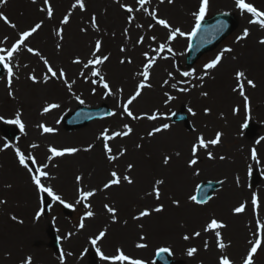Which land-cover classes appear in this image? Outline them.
Masks as SVG:
<instances>
[{
  "label": "rangeland",
  "instance_id": "rangeland-1",
  "mask_svg": "<svg viewBox=\"0 0 264 264\" xmlns=\"http://www.w3.org/2000/svg\"><path fill=\"white\" fill-rule=\"evenodd\" d=\"M84 2L86 11L72 8L75 0H50L54 12L51 20L47 18L44 0L0 2V13L16 25V28H12L0 20V47H10L21 31L42 22V27L29 38L26 45L38 50L54 69L63 68L69 83L75 81L71 92L61 80L53 78L44 83L46 67L43 60L26 50L18 53L13 60L14 64L19 65L14 68L18 79L13 80V96L8 95L6 69L0 78V116L5 118L0 120V201H6L0 203V264H26L29 257L31 264H116L110 259H101L97 248L108 257L122 249L125 255L147 264H156L155 256L160 248H169L178 264H219L221 255H226L234 264H243L251 246L250 241L254 243L257 238L253 235L257 220L264 223V44L260 43L264 40V28L249 23L253 17L237 8L235 0H210L205 18L220 13L231 14L238 25L214 51L204 55L194 66H188L189 39L178 37L174 41H167V30L160 26L149 28L148 25L155 22L142 12L134 11L131 14L134 19L131 24L128 23L129 14L123 11L120 4L135 8V0H120V3L116 0ZM246 2L264 11V0ZM198 4L199 0H173L172 3L151 0L148 7L150 10L156 9L159 17L167 19L174 27L189 32L195 23L192 12L197 10ZM41 8L45 11H41ZM69 12L72 13L69 23L64 25L61 20ZM93 15L99 30L92 26ZM138 24L144 27L138 28ZM60 28L64 30L63 39L57 35ZM85 28L87 32L82 31ZM126 28L127 36L124 35ZM245 28L249 30V36L238 41ZM153 35L155 41L150 39ZM139 36L144 37L143 44L136 43ZM97 40L102 41L101 51L109 55V60L98 67L112 87L113 95L110 97L104 95L99 84L91 82L96 78L91 76L90 69L72 63L76 58L83 62L92 58ZM160 43H165L166 50L159 54L150 69L148 83L151 87L145 88L129 107L134 115L157 113L167 118L132 120L122 113V105L134 94L137 83L143 79L136 75L143 69V53L147 51L150 56L157 55L152 49ZM122 47L126 49L125 52L120 51ZM167 47H171L173 52L169 53ZM225 48H231L232 52L225 53L221 64L205 75L204 65ZM122 59H131L132 63L121 64ZM193 70L195 77L181 75L184 71ZM82 71L83 77L80 76ZM237 71H243L246 80L251 79L256 84L252 88L245 80L247 105L243 97L233 91ZM169 73L172 75L169 76ZM30 75H35L40 82L33 83L28 79ZM201 76L204 77L202 80L199 79ZM165 80L169 83L165 84ZM173 83L177 84V88L171 87ZM190 84H196V87L187 92L178 91L181 87L190 88ZM120 88L124 89L122 94L117 93ZM166 92L175 97L167 103ZM204 92L207 93L206 97L201 95ZM72 93L79 95L85 103L80 104ZM51 103H57L60 107L43 113V108ZM101 106L109 107L116 115L91 121L72 130L64 126L63 118L78 108ZM189 108L196 115L193 116ZM237 108L239 112L234 111ZM205 109H211L210 113H206ZM17 111L23 114L21 119L25 123V132H21L17 125L5 122L13 119ZM177 115L186 119L175 121ZM125 123L133 128V132L130 136L107 141L112 154L118 156L116 161L110 162L103 147L104 141L98 137L104 129H109L110 133L123 131ZM164 123L171 125L169 130L155 136L148 135L154 127ZM248 123L257 125L252 137L246 133L245 125ZM39 124L52 127L56 132L45 134L37 127ZM7 126L18 130L16 140L4 137L2 132ZM218 132L222 133L220 142L200 149L197 153L198 164L189 168L187 161L191 158V147L197 137L202 135L207 141L214 139ZM5 144L10 147L5 149ZM32 144L38 147L32 148ZM90 145L91 151H83ZM17 147L26 157L35 156L38 165L48 162L50 147L81 149L75 155L52 159L46 169L51 178L42 180L66 203L73 205L72 208L67 207L72 215L64 212V205L39 192L31 181L29 185L22 184L29 172L19 173L15 170V167L19 168L15 154ZM125 149L126 153L119 156V152ZM252 149H256V159L252 158ZM208 152L212 153V159L208 158ZM165 156L171 157L168 165L162 163ZM130 163L133 168L128 171L127 165ZM29 167L35 166L29 163ZM111 171L121 175V184L104 189ZM253 173L261 177L254 186L251 185ZM77 175L84 177L79 184L75 179ZM124 175L130 176L133 183L123 181ZM158 179H163L164 184L159 186L161 198L156 200L149 193ZM211 181L220 185L211 200L200 205L189 199L196 194L200 184ZM79 188L93 189L96 194L88 201L76 204ZM34 192L40 195L36 198ZM31 194L36 199H31ZM254 196L257 205L252 204ZM173 200H179V206ZM86 203L91 204V209L83 206ZM241 203L246 205V210L236 214L233 210ZM105 204L117 210L115 220L107 212ZM161 204L164 211H153ZM144 209L149 210L151 215L134 219ZM87 211H92L93 217H86ZM212 218L227 225L219 229L223 242L228 245L223 252L217 247L214 234L204 231L205 224ZM81 221L85 225L83 229L79 226ZM101 231L106 235L93 245L91 241ZM197 231L201 233L199 237L194 235ZM52 234L59 238L58 250L51 247ZM184 235L190 239L184 240ZM128 237L130 245L126 249L124 242ZM141 237L146 239L141 240ZM21 238L27 239L24 242ZM140 243L147 244V247H136ZM191 247L196 248L197 252L189 257L187 250ZM253 260L254 264H264V245Z\"/></svg>",
  "mask_w": 264,
  "mask_h": 264
},
{
  "label": "snow or ice",
  "instance_id": "snow-or-ice-1",
  "mask_svg": "<svg viewBox=\"0 0 264 264\" xmlns=\"http://www.w3.org/2000/svg\"><path fill=\"white\" fill-rule=\"evenodd\" d=\"M0 2H5L6 0H0ZM33 2H35V0H33ZM117 3H120V0H116ZM165 0H160V3H164ZM168 3H172L173 0H167ZM44 4L46 5V14H47V18L49 20H51L53 18L54 12H53V7L52 4L50 3V0H44ZM135 5L136 7L134 8L132 5H128V4H120V7L123 9L124 12L128 13V23L131 24L132 20L134 19V17L131 15L134 11L135 12H142L143 14H146L147 16L151 17V19L155 22L154 24H149L148 27L152 28L155 26H160L163 29L167 30L168 35L166 37L167 41H174L176 40L178 37H185L189 40L197 37V35L201 32L202 27H203V23L205 20V16L206 13L210 7V0H199V4H198V8L196 11L192 12V16L194 17L195 23L194 26L192 27V29L189 32H185L183 31L180 27H174L167 19L164 18H160L158 15V11L154 8H152L150 10V6L151 5V0H135ZM235 5L237 8L241 9L244 12L250 13L251 16L253 17V19L249 20V23L251 24H258L261 28H264V11H260L257 8H255L252 4L247 3L246 0H235ZM72 8H79L81 11H86V6H85V2L84 0H75V3L72 4ZM41 11H45L44 8L40 9ZM71 12H69L68 14H66L63 19L61 20V23L64 25H67L69 23V17L71 16ZM0 20H3V22L5 24H8L10 27L12 28H16V25L13 24L7 16H5L3 13H0ZM91 23L93 28H96L97 30H99V26L97 23V19L96 17L93 15L91 17ZM42 27V22L41 23H36L34 26L30 27L28 30L25 31H21L18 34V38L16 39V41L8 48L5 47H0V66H3L6 70H7V88L9 89L8 95L9 96H13V92L11 91L12 86H13V80L18 79V77L15 76L14 73V68L19 67L18 64H14L13 60L14 57L20 53L23 50H26L28 53H31L34 56L40 57L43 60V63L46 67V72L43 75V82L47 83L50 79H58L61 80L67 87L68 91L71 92L72 91V87L73 84L75 83V81H72L71 83H69L68 81V77L66 72L64 71L63 68L60 69H54L53 66L51 65V63L48 61V59L44 58L42 56V54L38 51V50H34L32 47H28L26 45V42L29 40L30 37H32L40 28ZM138 28H143L144 25L138 24L137 25ZM217 31L222 30L224 25L223 23H218L217 24ZM63 28L58 29L57 31V35L63 39ZM82 31L87 32V29H82ZM128 34V29L126 28L124 30V35L127 36ZM249 30L247 28L244 29L243 31V35L238 37L237 40H241V39H245L249 36ZM130 38V37H129ZM150 39L152 41L156 40V37L153 35L150 37ZM137 44H143L144 43V37L143 36H139L137 41ZM261 44H264V40L260 41ZM57 47H59V45H57ZM189 47H191V45H189ZM102 41L97 40L94 44V50L91 53V57L90 59H88L86 62L81 61L79 58H76L72 61L73 64H77V65H81L83 66L84 69H90L91 72V76L95 77L96 79L92 80L91 82L93 84H99L102 89L104 90V95L106 97H110L113 95V90L112 87L110 86L109 82L105 79L104 75L101 74V70L100 67L103 65L105 62H107L109 60V55L104 54L102 51ZM166 50V45L165 43H160L159 46L157 48L152 49V51L154 53H156L157 55L155 56H150L149 53L147 51H145L143 53V56L145 58V62L143 64V69L142 71H139L136 73L137 76L142 77L143 79L140 80L135 88V92L133 95H131L127 101L125 103H123L122 105V113L124 115H126L127 117L131 118L132 120H140V119H148V120H152L155 121L157 119H161V118H167V117H163L157 113H153L152 115H147V116H139V115H134L133 112L130 110V105L133 104V102L141 96L142 91L145 88H150L151 84L148 83V81L151 78V73H150V69L153 68V66L156 63V60L159 56L160 53H163ZM121 52H125L126 49L125 48H121L120 49ZM167 51L169 53L173 52V49L171 47H167ZM232 52L231 48H225L223 49L214 59H212L211 61H209L208 63H206L204 65V74L207 75L209 70L212 69H216L218 65L221 64L222 60L224 59V55L225 53H230ZM166 58V57H164ZM121 64L124 63H128L131 64L132 60L131 59H127V60H121L120 61ZM172 74L169 73V76H171ZM181 75L183 77H195V70L189 72V71H184L181 73ZM80 76H84V72L82 71L80 73ZM204 77L201 76L199 77V79H203ZM28 79H30L33 83H39L40 81L37 80V77L35 75H30L28 77ZM235 79H236V86L233 88L234 92H238V94L240 96L243 97L245 104L247 105L249 103L248 101V97L245 95L244 92V88H245V80H246V76L245 73L243 71H237L235 73ZM165 84H168L169 82L167 80L164 81ZM180 83H190L188 81H181ZM246 83L248 86L255 88L256 84L253 80L251 79H247ZM172 88H177V84L173 83L171 84ZM196 84H190V88H185V87H181L178 89V91L180 92H187L190 91L191 88H195ZM124 91L123 88L117 89V93L118 94H122ZM95 92V89H93V93ZM72 95L74 96V98L80 103V104H84L85 101L79 96V95H75V93H72ZM201 95L203 96H207V93H201ZM165 96L167 97L165 103H167L168 101L174 99L175 97L169 95L167 92L165 93ZM60 105L57 103H51L48 104L47 106H45L43 108V113H48L53 109H57L59 108ZM189 112L192 113V115H196V113L193 111L192 108L188 109ZM211 109H205L206 113H210ZM235 112H239V109H234ZM22 112L17 111L15 113V117L13 119H9L6 120V123L9 124H14L17 125L20 129L21 132H25V123L23 122V120L21 119L22 117ZM110 115H116L115 112L110 113ZM0 120H5V118L3 116H0ZM38 128H40L42 130L43 133L45 134H51V133H55L56 129L49 127L45 124H39L37 125ZM171 127L170 124L168 123H164L158 127H154L149 133V136H155L157 133H161L164 132L166 130H169ZM245 127H247V125H245ZM124 130L123 131H114L110 133L109 129H104L101 133H100V137H98V139L102 138V140L104 141L103 147L104 150L107 154V159L110 162H114L118 159L117 155H113L112 154V148L108 145L107 141L110 140H114L117 137H127L130 136L133 132V128L125 123L123 125ZM26 134V133H25ZM222 133H217L214 139L211 140H205V138L201 135L198 136L196 141L192 144L191 147V158L187 161V165L189 168H194L197 164H198V158H197V153L200 149H207L209 147V145H216L220 142ZM259 143V141L257 142ZM10 147L9 145L5 144L4 148H8ZM32 148H37L38 145L36 144H32L31 145ZM92 146L90 145L88 148L83 149V151H91ZM81 149L77 148V147H65L62 149H58L56 147H50L49 148V152L51 153V156L48 158V162L44 163L43 165H38L37 164V160L35 156H28L26 157L25 153L22 152L20 150L19 147L15 148V154L18 157V162L20 165H22L30 174L32 183L34 184V186L38 189L39 192L41 193H46L48 196L52 197V199L58 201L60 204L64 205L65 207L68 208H72L73 205L72 204H68L66 203L61 196L57 195L55 193V191L53 190L52 187L50 186H45L44 183H42L43 179H50L51 177L49 176V173L46 171V169L49 167V163L52 159L57 158V157H63L65 155H75L76 153L80 152ZM126 153V149L123 151L119 152V156H123ZM177 155H179L177 153ZM208 158L212 159V153L208 152L207 153ZM256 149H252V158L256 159ZM221 159H223V157H221ZM171 161V157L170 156H165L163 158L162 163L164 165H168ZM29 163H31V165L35 166L33 167H29ZM133 168V165L130 163L127 165V169L128 171H131V169ZM197 175H199V173H196ZM76 182L79 184L81 181H83L84 177L77 175L75 177ZM123 181H126L128 184H132L133 180L130 176L128 175H124L123 176ZM121 184V175H119L117 173V171H111L110 172V178L108 179L107 182L104 183L103 187L104 189H109L111 188L113 185H120ZM164 184V180L163 179H158L154 182V187L152 189V192L149 193V195H154L156 200H159L161 198V191H160V185ZM96 192L93 189H89V190H84L83 188H79L78 189V199L75 201L76 204H81L83 201H88L91 197L95 196ZM189 199H191L192 201H194L197 204L200 203H204L205 199L203 196H201L199 199L196 195H192L189 197ZM0 203H6V201H0ZM173 203L176 206H179L180 201L179 200H173ZM252 204L253 205H257V198L254 196L252 199ZM86 208L91 209V204L90 203H86L83 205ZM104 207L106 208L107 212L110 213L113 217V219L115 220L116 217V209L114 207H111L107 204L104 205ZM246 210V205L241 203L239 206L234 208V212L236 214H241ZM153 211L159 213L164 211V206L158 205L156 206ZM94 213L92 211H87L85 213L86 217H93ZM151 212L147 209L141 210L139 212V215L134 217V219H140L143 217H147L150 216ZM39 218V215L37 216V219ZM13 220L16 219L15 216L12 217ZM22 222V221H21ZM80 228L83 229L84 228V223L83 221H81L80 223ZM227 225L224 224L222 221H218L215 218L210 219L204 226V231L205 232H211L214 234L216 241H217V247L221 250V252H223V250L228 247V245H226L223 242V238L221 235V232L219 231V229H223L226 228ZM106 235L105 232L101 231L99 233V236L96 239H93L91 241V243L93 245H95L97 243L98 239H102L104 236ZM194 235L196 237H199L201 235L200 232H195ZM253 235L257 236L255 242H251L250 241V248L247 251V254L245 255L244 259H243V264H254V260L253 257L257 254L258 250L261 249L262 245H264V223L260 222L259 220H257V224H256V232L253 233ZM141 240L146 239V237H141ZM184 240H188L190 239V237L188 235H184L183 236ZM208 246V242H205V248H207ZM136 247L138 248H146L147 244L145 243H140L137 244ZM97 252L100 253L101 255V259L103 260H109L111 259L112 261L116 262H127V264H147V262L140 260V259H133L131 257H129L128 255H125L124 251L122 249H118L117 250V254L112 256V257H108L105 256L102 252H100V249L97 248ZM171 250L169 248H160L157 252L158 255L160 254H164V253H170ZM197 252V249L194 247L188 248L187 250V255L189 257L193 256L194 253ZM26 264H31V258H27L26 260ZM219 264H234L233 261H231L226 255H221L219 257Z\"/></svg>",
  "mask_w": 264,
  "mask_h": 264
},
{
  "label": "water",
  "instance_id": "water-1",
  "mask_svg": "<svg viewBox=\"0 0 264 264\" xmlns=\"http://www.w3.org/2000/svg\"><path fill=\"white\" fill-rule=\"evenodd\" d=\"M223 23L224 27L222 30L217 31V24ZM236 27V21L233 17L229 15H217L210 20H206L203 23L201 32L197 37L192 39V44L190 47V54L188 56V65H193L197 59H199L204 53L213 50L222 40H224ZM4 69L0 66V77L3 75ZM110 114V110L107 107H101L99 109H87L80 108L75 111L73 114L69 115L64 123L68 129H73L75 127H80L93 119L104 118ZM181 115H178L176 120H180ZM256 131V126L249 124L247 127V132L250 136L254 135ZM4 134L8 139H15L18 136V133L15 129L11 127H6L4 129ZM258 182V177L255 175L253 177V184ZM217 183H208L200 186L197 197L198 199L203 196L205 202H207L213 192L218 189ZM204 202V203H205ZM52 247L58 249L59 240L56 236H52L51 240ZM158 264H178L176 261L171 259L169 253H164L157 255Z\"/></svg>",
  "mask_w": 264,
  "mask_h": 264
},
{
  "label": "bare ground",
  "instance_id": "bare-ground-1",
  "mask_svg": "<svg viewBox=\"0 0 264 264\" xmlns=\"http://www.w3.org/2000/svg\"><path fill=\"white\" fill-rule=\"evenodd\" d=\"M98 150H96V152H97ZM16 164L18 165V169L15 167V170L16 171H18L19 173H21V172H24V173H26V172H28L22 165H20L19 164V162H18V158L16 159ZM28 176V175H27ZM30 181L32 182V180H31V177H30V174H29V176L28 177H26L24 180H22V184H25V186L26 185H29V183H30ZM34 194H35V196H36V198H37V195H40V194H36L35 192H34ZM35 196L34 195H30V198L32 199V198H35ZM35 198V199H36ZM39 200H41V201H44V199H40L39 198ZM26 239L27 238H21V240H24V242L26 241ZM27 241H29V239L27 240ZM26 244V243H25ZM130 245V237H128L126 240H125V242H124V246H125V248L127 249L128 248V246ZM16 246V245H15ZM17 251V250H16ZM112 257V256H111ZM212 258V257H211ZM111 260V259H110ZM33 264V263H32ZM52 264H55V263H52ZM57 264V263H56ZM116 264H122V262H118V261H116Z\"/></svg>",
  "mask_w": 264,
  "mask_h": 264
}]
</instances>
